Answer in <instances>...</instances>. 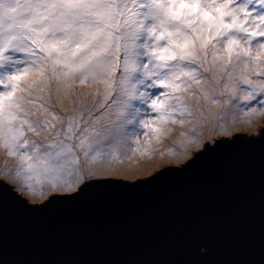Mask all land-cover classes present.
Listing matches in <instances>:
<instances>
[{
	"label": "snow or ice",
	"instance_id": "1",
	"mask_svg": "<svg viewBox=\"0 0 264 264\" xmlns=\"http://www.w3.org/2000/svg\"><path fill=\"white\" fill-rule=\"evenodd\" d=\"M261 118L264 0H0V191L23 207L150 183Z\"/></svg>",
	"mask_w": 264,
	"mask_h": 264
},
{
	"label": "water",
	"instance_id": "2",
	"mask_svg": "<svg viewBox=\"0 0 264 264\" xmlns=\"http://www.w3.org/2000/svg\"><path fill=\"white\" fill-rule=\"evenodd\" d=\"M238 135L150 183L37 210L0 191V264H264V137Z\"/></svg>",
	"mask_w": 264,
	"mask_h": 264
},
{
	"label": "rangeland",
	"instance_id": "3",
	"mask_svg": "<svg viewBox=\"0 0 264 264\" xmlns=\"http://www.w3.org/2000/svg\"><path fill=\"white\" fill-rule=\"evenodd\" d=\"M258 127H261V128L264 127V119H261V122L258 123ZM239 134H244L246 136L258 135V133L257 132H254V131L253 132H241ZM165 166H167V164H161L160 167H159V169H157V170H160V169L164 168ZM29 202H31V201H29Z\"/></svg>",
	"mask_w": 264,
	"mask_h": 264
},
{
	"label": "bare ground",
	"instance_id": "4",
	"mask_svg": "<svg viewBox=\"0 0 264 264\" xmlns=\"http://www.w3.org/2000/svg\"><path fill=\"white\" fill-rule=\"evenodd\" d=\"M261 119H264V118H261ZM260 122H261V120L259 122H257V124L260 123Z\"/></svg>",
	"mask_w": 264,
	"mask_h": 264
}]
</instances>
